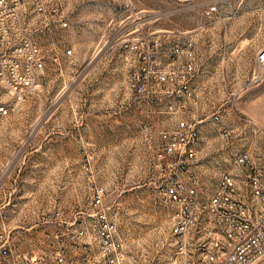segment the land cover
Segmentation results:
<instances>
[{"label": "rangeland", "instance_id": "rangeland-1", "mask_svg": "<svg viewBox=\"0 0 264 264\" xmlns=\"http://www.w3.org/2000/svg\"><path fill=\"white\" fill-rule=\"evenodd\" d=\"M42 3L0 6V39L8 27L16 47L39 49L31 68L18 56L4 88L0 231L58 210L73 219L102 186L128 259L164 264L172 210L161 193L165 135L179 123L200 130L191 176L206 195L224 172L243 176L228 145L250 155L249 171L264 183V0H54L39 12ZM189 39L195 72L161 82L171 47Z\"/></svg>", "mask_w": 264, "mask_h": 264}, {"label": "built area", "instance_id": "built-area-1", "mask_svg": "<svg viewBox=\"0 0 264 264\" xmlns=\"http://www.w3.org/2000/svg\"><path fill=\"white\" fill-rule=\"evenodd\" d=\"M53 2L45 0L37 11L45 12V4ZM4 4L6 0H0V6ZM216 11L217 6L210 5L205 14L212 17ZM1 30L0 124L9 111L3 102L4 88L13 85L18 56H27L31 68L39 53L36 45L16 47L10 29ZM195 59L193 39L173 45L167 66L170 71L159 73V80L174 81L180 74H193ZM258 63L264 65V51ZM212 121L226 140L232 136L221 126L220 114ZM165 136L164 149L170 158L165 163L161 193L172 210L164 264H264V183L250 173V155L228 145L232 162L242 168L243 176L224 172L214 192L206 195L197 186L198 179L191 176L197 152L190 147L200 137L197 123L181 122ZM105 194L104 187H96L92 207L74 213L73 219L58 210L45 214L41 223L1 230L0 264H139L127 257L118 224L104 207ZM17 236L24 238V247L16 244Z\"/></svg>", "mask_w": 264, "mask_h": 264}, {"label": "crops", "instance_id": "crops-1", "mask_svg": "<svg viewBox=\"0 0 264 264\" xmlns=\"http://www.w3.org/2000/svg\"><path fill=\"white\" fill-rule=\"evenodd\" d=\"M32 225V224H31ZM24 226H28V225H24Z\"/></svg>", "mask_w": 264, "mask_h": 264}]
</instances>
